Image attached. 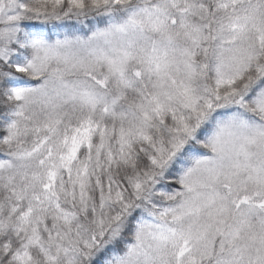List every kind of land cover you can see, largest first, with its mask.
Masks as SVG:
<instances>
[{
	"label": "snow or ice",
	"instance_id": "6c2138e0",
	"mask_svg": "<svg viewBox=\"0 0 264 264\" xmlns=\"http://www.w3.org/2000/svg\"><path fill=\"white\" fill-rule=\"evenodd\" d=\"M0 264H264V0H0Z\"/></svg>",
	"mask_w": 264,
	"mask_h": 264
}]
</instances>
